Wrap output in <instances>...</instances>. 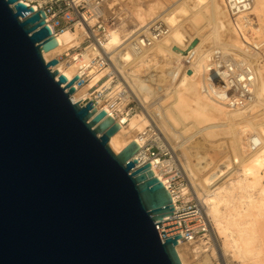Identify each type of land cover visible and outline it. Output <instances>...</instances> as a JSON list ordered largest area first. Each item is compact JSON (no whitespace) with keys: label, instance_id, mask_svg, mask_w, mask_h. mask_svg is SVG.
Instances as JSON below:
<instances>
[{"label":"water","instance_id":"95a60500","mask_svg":"<svg viewBox=\"0 0 264 264\" xmlns=\"http://www.w3.org/2000/svg\"><path fill=\"white\" fill-rule=\"evenodd\" d=\"M57 45L44 11L0 0V264H182L170 193L136 143L113 152L117 121L72 102L78 76L43 58Z\"/></svg>","mask_w":264,"mask_h":264},{"label":"bare ground","instance_id":"6f19581e","mask_svg":"<svg viewBox=\"0 0 264 264\" xmlns=\"http://www.w3.org/2000/svg\"><path fill=\"white\" fill-rule=\"evenodd\" d=\"M251 1L253 5L252 14L255 19V26L249 28L248 30L242 31L243 36L241 37V35H239L235 31L233 24H231L230 20L228 19L222 7L221 0H177L174 8L166 14L165 12L169 8L164 9V11L160 13L163 10V5L159 0H109L107 2L106 7H109L114 11V8H116V10L119 8L118 10L120 11L122 7H128L130 9V15L134 17L136 24L140 26L137 31L140 32L138 34L136 33L137 35H135L134 38L141 35L149 34L150 30H152V28L154 27L156 20L163 21V23L168 27L170 32L166 37L157 42L152 49L145 50L141 53H136L132 52V50L129 51L127 49V46L129 44L124 47L125 50L120 49V46H122L123 39H127L128 35H130L131 33H126V31L122 30L121 28H118L114 31L109 32L107 40L103 43V48L108 53V55L111 56V59L114 61L115 67L123 75V78L125 79L127 85L125 86L123 85L124 83L122 84L119 81L115 82L108 80L106 84L109 85V90L106 94V98L114 97L120 91H126L130 93V91L132 90L140 99L145 102L147 100V97L149 96L146 97V93H144L146 86L144 83L146 82L144 80H141V77L139 76V73H141V69L143 70L144 67H148L151 63L154 67V63H156L157 60L159 61V59L161 58L162 61H168V63L171 64L174 59L170 61L169 55L172 54L176 57H174L175 62L176 60H178L177 58L180 57V61L178 60V63L176 64L174 70V72H176L174 74V79L176 80V83H174L176 87L173 86L174 90L171 95L173 97L171 103L172 106L169 108L173 120L182 122L184 119L186 120L188 115L195 112L197 113V116L200 115L204 119L214 122V126L217 123L222 124L224 128L231 126V128L233 127V129H238V131L237 129H235L237 131L238 135H236L238 136V138L235 137V135V138L232 136L231 139L234 138V140L232 141L236 143V146L238 145L237 147H239V145L240 147L237 148L236 146H233L234 151H232L231 146L234 143L232 145L230 144L228 151L224 150L225 152L221 154L227 159L225 161L227 165H224V163L221 166V170L227 168L229 165L231 166V164L233 165V163L236 162L235 164H237V168L235 167L233 170L235 178L233 176V179L229 180H224L226 177L219 179L220 176L225 174L224 172H222L218 175L216 179L208 183L204 178L199 179L196 172H194V170L189 166L187 167H189L188 170H191V172L188 171L189 173H187L189 174L188 176L191 177V181L193 180L192 183L195 187L197 197L200 198L199 200H201L202 205L204 204V207L206 209L205 214L207 213V218L212 217L215 222V226H213V224H211L210 222L211 218H208L209 234L207 235V237L209 242H212V255L220 256L219 260H221L222 262L223 259L220 258H225V252L223 251L218 242L217 234H220V236L224 234H229L231 236V246L233 248H237L241 251L242 255L248 257L246 261L247 264H264V222H262V219L264 217V143H262V141L264 140H261V138H263L262 135L264 134V132L261 131L263 129H258L257 126H259V123L257 126L255 124V126L257 127L255 130L258 129L259 131H256V134L254 135L252 134L253 136H250V138H246V144L248 146H246L247 149L244 150L243 146H241L242 144L244 145V139L242 138L244 136L242 135H245V133H247L249 130H252L250 126L248 127L249 124L246 121V118L249 116L246 115L248 113L246 111H242L241 109L243 108L244 110V108L247 107L250 101H252L251 99L253 98L256 90L259 94L257 95L260 98V107L264 109V0ZM124 10L128 9L125 8ZM180 15L181 17L183 16V22L175 23V26L172 28V25H174L173 23L178 17H180ZM185 24L187 25V29L185 28ZM144 28H146L145 31L143 30ZM188 29H190V32L192 31V33H188ZM74 30L65 31L55 37L58 45L53 50L43 53V58L46 62L56 58L57 55L63 52H67L70 49L79 47L81 45L82 29L80 27H76ZM179 33L187 34L190 40L194 38V36H196L199 39L198 46L196 45L195 49H193L192 52L191 50L186 51L187 48H183L181 46L183 41H179L182 42L181 44L175 43L178 40L176 36ZM133 34H135V32ZM169 39H171L170 43H167V40ZM223 40L226 41L222 42ZM244 40L259 48V52L253 51L252 54L249 53V51L252 50L246 47ZM187 41L186 43L189 45V42ZM224 43L230 44L228 45V49L230 50V52H237L234 53L236 56L233 55L234 59L236 60V70L234 69L236 77H231V75H227V73L224 72L221 73L223 74L222 79L219 77L218 79H216L213 77L215 75H213V71L210 65L212 54L216 51V48L213 47H215V45H223ZM178 44H180L179 47L177 46ZM206 44H209V46L207 45L208 48L203 49ZM176 46V51H178V49L180 48L182 51L181 53L176 51L174 52ZM247 51L248 54H246ZM225 52L222 53L225 55ZM180 54L181 56H179ZM172 57L173 56H171V58ZM260 58L263 59L259 61ZM76 60H78V58L76 57V55H73V59H69L68 63H57L52 68V70H57L60 74H63L67 78L68 82H71L74 79V76L78 74ZM156 66H158V64ZM162 68L163 67L161 66V70ZM246 70L251 71V74L253 75L252 78L249 79L247 75L242 76L243 71ZM106 72V70L99 73L91 72L90 80L87 82V84L81 88H78L75 93L71 96L73 102L80 101V104H86L89 100H91L92 94H90L89 90L92 89V87L96 85L103 76H105ZM157 75H159V73L156 71V76ZM197 77L199 79H197ZM147 83L149 84V82ZM243 89H246L250 93V96L248 94L244 96L242 94L244 93ZM254 102L255 101H253L252 106L253 104L255 106L256 102ZM259 104H256V106ZM99 107L103 110H108L110 115L113 116V114L109 111L106 103H101ZM184 108H188L190 112L188 113L184 111ZM150 113L153 114L152 110L150 111ZM258 113H260V111ZM262 113L261 115H263ZM254 115L257 117L256 114H253V118L255 117ZM145 116L143 117V115L138 114L134 116L123 114L118 117L117 122L120 124V129L114 136L111 137L109 141V146H111L113 151L119 153L129 143L134 142L139 147L137 153L135 154V157L140 158L141 163L149 161L145 150V144L147 141L145 131L146 126H148L149 124V121ZM258 116H260V114ZM250 118L252 119V117ZM168 123L170 122H167V124ZM162 127L165 130L167 129L164 126ZM158 129L159 128L157 127V130ZM225 129L227 131V129L229 128ZM208 130L210 129H205V131ZM235 130H233L234 133L236 132ZM233 131L232 134L234 135ZM228 134L230 133L228 132ZM208 135H210V133ZM215 135L216 134H214V136ZM179 136L180 135H178V137ZM207 138L209 139V137ZM163 142H165L164 139ZM167 142L169 143L168 140ZM167 142H165L164 144L166 145V148L169 149L168 145L170 144L167 145ZM238 142L240 144H238ZM219 143L221 144L222 142L220 141ZM178 144L180 143L178 142ZM217 152L215 154L216 156H219V151L217 150ZM200 154L202 155V152ZM204 155L206 156V154ZM189 156L190 154L188 155V157ZM203 158L204 157H202V159ZM157 164V162L152 164L151 169L154 172V175L160 178V180H162L163 182V178H161L158 172ZM196 168L198 169L199 167ZM200 169L201 168H199V170ZM198 187H200L199 190L202 188L203 193L198 191ZM213 190L217 191V193L219 194L222 211L223 209H225L224 211H227L228 208L232 207V213L233 211L235 212V210L237 213V211H240V209L237 210V208H240L238 207V205L240 206L241 204H247L250 208L249 210V208L247 207V211H250L248 212L250 213L248 214V217H251V220L249 221V218L245 219L240 213H237L236 215H234L235 217H233L234 222L227 224L223 217L213 213L211 209H209V207L207 208V205H209V203L213 200V197L209 194ZM227 195L229 197L228 199L225 197ZM241 211H243V209H241ZM247 220L249 222H247ZM237 228L241 229V231L239 230V232H243L241 233L242 235H237L239 236L238 239L235 237V231L237 230ZM239 232L238 234H240ZM202 242L203 244L205 243L204 241ZM204 248L196 244H179L176 247V251L182 264H193L195 263L196 258L199 256V254L201 253V251H203ZM211 252L212 251H210V253ZM206 257L207 258L204 262H202V264H213V262L209 259V256Z\"/></svg>","mask_w":264,"mask_h":264},{"label":"built area","instance_id":"2783aa9c","mask_svg":"<svg viewBox=\"0 0 264 264\" xmlns=\"http://www.w3.org/2000/svg\"><path fill=\"white\" fill-rule=\"evenodd\" d=\"M108 1L109 0H22L27 7H33L35 12L44 11L45 24L49 27L54 37L68 30L73 31L76 27L82 29V44H84L85 47L80 53L75 54L78 58V60H76L78 70L76 76H78V80L73 84V87L77 90L86 85L90 80L91 72L99 73L106 70L105 76L96 84L98 89L91 92L92 99L90 101L94 104L95 108L99 107L103 102L106 103L113 116L110 115L108 110H105L106 113L117 121L118 117L123 114L129 115L136 112L137 106L135 107V105H133L135 103L130 100L126 92H119L114 97L106 98V94L109 90V85H107L106 82L108 80L118 81L113 70V67H115L114 61L103 48V43L107 40L111 27L114 25L111 20L112 17L105 11ZM221 2L228 19L241 37L243 36L242 31L255 26L251 0H221ZM169 32L168 27L163 22H155L149 34L141 35L130 40L127 49L136 53L152 49L156 43L166 37ZM244 41L248 49L252 51L260 50L255 45L250 44L246 40ZM76 49L77 48H72L67 52H63L54 59L57 60V63H68L69 59H73V52H75ZM210 63L213 75H215L213 76L214 78L218 79L219 77L222 79L223 74L221 73L224 72H226L227 75H231V77H236L234 72V69L236 70V60L225 56L220 49H216L212 54ZM246 75L249 79L253 76L250 70L243 71L242 76ZM76 76H74V78ZM243 90L244 93L242 94L244 96L247 94L250 96V93L246 89ZM97 110L102 111L103 109L99 108ZM146 132L147 141L145 150L149 161L141 163L140 158H135L139 161L141 166L148 162L151 166L156 162L158 163V172L161 178H163V182L160 178L156 177L170 193L174 207L172 216L166 217L163 222L177 220L181 236L185 240L178 243V245H199L201 240L208 239L207 235L209 234V221L204 208L201 203L193 197L175 157L169 153V149H166L163 144H160L161 140L159 134L153 129H148ZM183 189H185V193H182ZM207 245H209V243Z\"/></svg>","mask_w":264,"mask_h":264},{"label":"rangeland","instance_id":"374dc122","mask_svg":"<svg viewBox=\"0 0 264 264\" xmlns=\"http://www.w3.org/2000/svg\"><path fill=\"white\" fill-rule=\"evenodd\" d=\"M160 2H161V4L163 5V10L160 12V13H162L163 11H164V9H166V8H169L166 12H165V14L166 13H168L169 11H171L173 8H174V6L176 5L175 3H176V1L177 0H159ZM173 5V6H172ZM172 6V7H171ZM128 9L129 10V14H128V10H124V9ZM115 9V11L117 12H115L113 9H110L109 7H106V9H105V11L107 12V14L108 15H110L111 17H112V22L114 23V25L111 27V30L110 31H114V30H116V29H118V28H121L122 30H124V31H126V33H131L130 35H128V37H127V39L126 38H124L123 39V42H122V46H120V49H124L125 50V48L124 47H126L128 44H129V42H130V40H132V38H134V36L135 35H137L139 32H137L138 31V28L140 27L139 25H137L136 24V21H135V19H134V17L132 16V15H130L131 14V11H130V9L128 8V7H122L121 8V11L120 10H116V8H114ZM120 11V12H119ZM127 12V13H126ZM123 15V17H122V15ZM124 13H126V14H124ZM160 15V14H159ZM158 15V16H159ZM126 16V17H125ZM157 16V17H158ZM175 18H177V17H175ZM183 16L181 17V15H180V17H178L176 20H175V22L173 23L174 25H172V28L175 26V23H182L183 21ZM156 21H158V20H156ZM155 21V22H156ZM161 22H163V21H161ZM169 22H170V20H169ZM186 24H187V22H186ZM185 24V28L187 27V25ZM146 28H147V26H146ZM146 28H144L143 30L145 31L146 30ZM187 29V28H186ZM143 30H141V31H143ZM173 30V29H172ZM75 31V30H74ZM135 32V34H133ZM137 33V34H136ZM188 33H192V31L190 32V29H188ZM178 36V37H177ZM176 36V38H178V40H177V42H175L176 44L177 43H182V42H179V41H183V43L181 44V46L184 48H187L186 49V51L187 50H191V52L193 51V49H195V47L194 48H192V49H188L189 48V46H190V44L194 41V40H197V46H198V44H199V39L196 37V36H194V38H192L191 40L188 38V35L187 34H181V33H179L178 35ZM187 36V37H186ZM185 37V38H184ZM196 37V38H195ZM183 38H184V40H183ZM82 40H83V38H82ZM170 40L171 39H169V40H167L168 42L167 43H170ZM187 40H189V41H187V42H189V45L186 43V41ZM226 40H223L222 42H225ZM126 42V43H125ZM227 43H229V42H227ZM227 43H224L223 45L221 44V45H215V47H213V48H216V49H220L223 53L225 52V51H228V52H225V56H227V57H231L232 59H234V56L233 55H235L234 53H237V52H230V50L228 49V45H230V44H227ZM180 44H178L177 46L179 47L180 46ZM184 44H187V45H184ZM209 46V44H206L205 46H204V48L203 49H206V48H208V46ZM177 46H176V48H175V50H174V52L176 51V49H177ZM217 46H219V47H217ZM85 47V45L84 44H82L81 43V45L79 46V47H75V48H77L76 50H75V52H73V55H75L76 53H80L81 51H82V49ZM123 47V48H122ZM127 48H128V46H127ZM184 50V49H183ZM225 50V51H224ZM185 51V50H184ZM110 52V51H109ZM176 52H182L181 51V49L179 48L178 49V51H176ZM255 52H259V50L258 51H255ZM254 52V53H255ZM249 53H253V51H249ZM115 54H116V52H115ZM115 54H114V57H115ZM246 54H248V51H247V53ZM170 57V61H172V59H174L175 60V56L174 55H169ZM171 56H173L172 58H171ZM179 56H181V54L179 55ZM236 56V55H235ZM249 56V55H248ZM175 57V58H174ZM178 57V56H177ZM179 61H180V57H178L177 58ZM261 59H263V58H260L259 59V61L261 60ZM173 60V62H171V64H169L168 63V61H162V58L161 59H159V61L157 60L156 61V63H154V67H153V64L151 63V64H149V66L148 67H144L143 68V70L141 69V73H139L140 75V77H141V80H144L146 83H144L146 86H145V90H144V93H146L145 95H146V97L147 96H149V97H147V100H148V102H147V100L144 102L142 99H140L132 90L130 91V93L129 92H126V91H122V92H126V93H128V95H129V97H130V100L131 101H133L135 104H133V105H135V107L137 106V110H136V112H134V113H132V114H129L130 116H134V115H143V117L145 116L147 119H148V121H149V124H148V126H146V130H148V129H153L155 132H157L158 134H159V136H160V144H163L164 145V147L166 148V145L164 144L165 142H167V140L169 141V143L167 142V145L168 144H170V145H168V148H169V153L172 155V156H174L175 157V159H176V162H177V164H178V166L180 167V169H181V171L183 172V176L185 177V180H186V183H187V186H188V188L190 189V191H191V193H192V195H193V197L196 199V200H198L199 202H201V200H199L200 198H198L197 197V195H196V190H195V187L193 186V183H192V181H191V177L190 176H188L189 174V172L188 171H190L191 172V170H188L189 169V167L190 168H192L193 170H194V172H196V174L198 175V178L199 179H205L206 180V182H208V183H210V182H212L214 179H216L217 177H218V175L219 174H221L222 172H224L225 174L224 175H222V176H220L219 177V179L220 178H225L224 180H229V179H233V176H234V178H235V174H233L234 172H233V170H234V168L236 167L237 168V164H235V163H233V165L231 164V166L229 165L227 168H225V169H223V170H221V166L225 163V161L227 160L225 157H223V155H221L223 152H225V151H228V149H229V147H230V144L232 145L233 143V145L231 146L232 147V151H234V147L236 146V143L234 142V141H232V140H234V138L235 137H237L238 138V134H237V131H238V129L237 128H234L233 129V127L231 128V126H229V127H225V128H229V129H227V131H226V129L224 128V126L222 125V124H215V126L213 125V123L214 122H212V121H209V120H206V119H204L202 116H197V113H195V112H193V113H191L190 115H188L187 116V118H186V120L184 119L182 122L181 121H174L173 120V118H172V115L170 114V111H169V108L172 106L171 105V103H172V99H173V97L171 96L172 95V92H173V90H174V87L173 86H175L176 87V85H175V73L176 72H174V70H175V67H176V64L178 63V60H176V62ZM235 60V59H234ZM158 62V63H157ZM175 62V63H174ZM162 63V64H161ZM158 64V66H156ZM168 64V65H167ZM163 67L162 68V70H161V66ZM149 68V69H148ZM153 68V69H152ZM160 68V69H159ZM168 68V69H167ZM155 69H157V70H155ZM159 69V70H158ZM113 70H114V73H115V75L117 76V78H118V81L119 82H121L123 85H125V86H127L126 85V82H125V79L123 78V75L120 73V71L116 68V67H113ZM146 70V71H145ZM148 70V71H147ZM153 70V71H152ZM156 71L159 73V75H157L156 76ZM154 74V75H153ZM148 75V76H147ZM155 76V77H154ZM144 77V78H143ZM153 77V78H152ZM146 78V79H145ZM196 78V77H195ZM197 79H199L198 77H197ZM154 80V81H153ZM174 80V81H173ZM151 81V82H150ZM153 81V82H152ZM200 81V80H199ZM198 81V82H199ZM147 82H149V84L147 83ZM164 82V83H163ZM170 84H169V83ZM175 82V83H174ZM159 83V84H158ZM167 83H168V86H167ZM115 84H118V83H115ZM153 87H154V89H153ZM96 89H98V87L96 86V85H94L93 87H92V89H90L89 90V92H90V94H92L91 92L92 91H95ZM121 92V91H120ZM150 92V93H149ZM153 92V93H152ZM164 93V94H163ZM150 94H152V95H150ZM166 94H168V95H166ZM258 92H257V90H256V92H255V94H254V96H253V98L251 99L252 101H250V105L248 104L247 105V107H245L244 108V110H243V108L241 109L242 111H246L248 114H246V115H249L250 117H252V119L248 116L247 118H246V121H247V123L249 124L248 125V127L250 126L251 127V129L252 130H249L247 133H245V135H242V136H244V137H242L244 140H243V143H244V145L242 144L241 146H243V149L244 150H246L247 149V144H246V138H250V136H253L254 134H256V131H259V130H261V129H263V130H261L262 132H264V113H262V112H264V109L262 108V107H260V104H259V102H260V98L258 97ZM255 95H256V97H255ZM138 97V98H137ZM166 97V98H165ZM254 98H256V99H254ZM258 98V99H257ZM153 99V100H152ZM155 101V102H154ZM253 101H255L254 103H255V106H256V104H259V105H257L256 106V109H255V106H254V104H253V106H254V109H253V106H252V103H253ZM147 102V103H146ZM156 105V106H155ZM249 107H251V108H249ZM259 107V108H258ZM259 109V110H258ZM147 110V111H146ZM152 110V113L153 114H151L150 113V111ZM182 110H183V108H182ZM247 110H249V111H247ZM254 110V111H253ZM148 111H149V113H148ZM184 111H186V112H190V110L188 109V108H184ZM260 111V113H258ZM157 112V113H156ZM251 112V113H250ZM143 113V114H142ZM257 113H258V115L260 114V116H258L257 115ZM261 113L263 114V115H261ZM148 114H150V115H148ZM253 114H256L257 115V117L255 116L254 118H253ZM151 116V117H150ZM158 116V117H157ZM167 118H166V117ZM154 117V118H153ZM156 117V118H155ZM151 119V120H150ZM154 119V120H153ZM250 119H251V121L253 122H251L250 121ZM250 122H249V121ZM165 121V122H164ZM156 122V123H155ZM167 122H170V123H168L167 124ZM173 122V123H172ZM179 122V123H178ZM261 122V123H260ZM263 122V123H262ZM258 123H259V126H257L258 125ZM255 124H256V126L258 127V129L257 130H255L257 127L255 126ZM157 125V126H156ZM174 125V126H173ZM217 125V126H216ZM162 126H164L165 128H167L166 130L165 129H163V127ZM169 128H168V127ZM157 127L161 130H157ZM162 127V128H161ZM175 127V128H174ZM163 129V130H162ZM205 129L207 130V129H210V130H208V131H205ZM231 129V130H230ZM235 130V129H237V131L234 133V131L233 130ZM171 132H170V131ZM184 130V131H183ZM212 130V131H211ZM215 132H214V131ZM229 130V131H228ZM183 131V132H182ZM190 131V132H189ZM210 131V132H209ZM232 131H233V133H234V135L232 134ZM181 132V133H180ZM210 133V135H208L209 133ZM227 134H226V133ZM228 132L230 133V134H228ZM145 133H146V137H147V132L145 131ZM174 133V134H173ZM177 135H176V134ZM213 135H212V134ZM214 134H216L217 135V137H216V135L214 136ZM232 134V135H231ZM237 134V135H236ZM253 134V135H252ZM178 135H180L179 137H178ZM207 135V136H206ZM224 135H226V136H224ZM230 135V136H229ZM236 135V136H235ZM177 136V137H176ZM232 136L234 137L233 139H231L232 138ZM263 136V138H261V140H264V134L262 135ZM261 136V137H262ZM175 137V138H174ZM181 137V138H180ZM207 137H209V139L207 138ZM211 137V138H210ZM216 139H215V138ZM213 138V139H212ZM236 138V139H237ZM163 139L165 140V142H163ZM181 139V140H180ZM185 139V140H184ZM215 139V140H214ZM184 140V141H183ZM214 140V141H213ZM226 140V141H225ZM222 142L221 144L219 143V142ZM232 142V143H230V142ZM236 141V140H235ZM177 142V143H176ZM178 142L180 143V144H178ZM201 142V143H200ZM195 143V144H194ZM216 143H217V145H216ZM262 143H264V141H262ZM110 144V143H109ZM173 144V145H172ZM177 146H176V145ZM183 144V145H182ZM228 144V145H227ZM238 144H240L239 142H238ZM246 144V145H245ZM181 145V146H180ZM234 146V147H233ZM238 146V145H237ZM236 146V147H237ZM247 146V147H246ZM111 147V146H110ZM171 147V148H170ZM239 147H240V145H239ZM239 147H237V148H239ZM175 148V149H174ZM218 148V149H217ZM112 149V148H111ZM167 149V148H166ZM184 150V151H183ZM186 150H188V151H186ZM203 150V151H202ZM217 150L219 151V154L221 155H217L216 156V152H217ZM225 150V151H224ZM239 150V149H238ZM115 154H117L115 151H113ZM197 152V153H196ZM202 152V155L200 154ZM221 152V153H220ZM237 152V151H236ZM236 152H233V153H236ZM190 154V156L188 157V155ZM198 154V155H197ZM204 154H206V156L204 155ZM217 154H218V152H217ZM195 155V156H194ZM204 155V156H203ZM199 158H198V157ZM216 156V157H215ZM202 157H204L203 159H202ZM209 157V158H208ZM197 158H198V160H197ZM207 158V159H206ZM211 158V159H210ZM201 159H202V161H201ZM220 159V160H219ZM223 159V160H222ZM195 161H197V162H195ZM198 163H200V164H198ZM224 165H227V163H225ZM186 166V167H185ZM187 166H189V167H187ZM200 166H203V167H200ZM196 167H199V168H201L200 170H199V168L197 169ZM230 167V168H229ZM187 170V171H186ZM188 172V173H187ZM191 182V183H190ZM263 182H264V178H263ZM199 188L200 187H198V191H200L201 193H203V190H202V188L199 190ZM194 192V193H193ZM182 193H185V189H183L182 190ZM212 197H213V200L209 203V205H207V208L209 207V209H211V211L213 212V213H215V214H217V215H219V216H221V217H223V219L226 221V223L227 224H230V223H233L234 222V218L233 217H235L234 215H236L237 213H240L245 219H248L249 218V221L251 220V217H248V214H250V213H248V212H250V211H247L248 209H247V207L249 208V206L247 205H238V207H240V208H237V210H239L240 209V211H237V213H236V210H235V212L233 211V213H232V210H233V208L232 207H230V208H228L227 209V211H224L225 209H223V211H222V208H221V204H220V198H219V194L217 193V191H211L210 193H209ZM227 199L229 198L228 197V195L227 196H225ZM201 205H202V202H201ZM203 207H204V204L202 205ZM242 207V208H241ZM241 209H243V211H241ZM204 210H205V212H206V209H205V207H204ZM249 210H250V208H249ZM227 213V214H226ZM245 213V214H244ZM207 214V213H206ZM229 215V216H228ZM249 216H251V215H249ZM209 218V217H208ZM211 218V220H210V222H211V224H213V226H215V222H214V220H213V218L212 217H210ZM209 218V219H210ZM229 220V221H228ZM263 220V221H262ZM261 221L262 222H264V217H263V219H262ZM248 220H247V222H249ZM245 224H246V222H245ZM241 227V226H240ZM238 230V231H237ZM237 234H236V231H235V237L238 239L239 238V236L240 235H242L241 233H243V232H239V230L241 231V229H238L237 228ZM238 232L240 233V234H238ZM237 235H239V236H237ZM217 237H218V242H219V244H220V246H221V248L223 249V251L225 252V258H220V259H223L222 260V262L224 263V264H247V259H248V257L247 256H244V255H242V253H241V251L240 250H238L237 248H233L232 246H231V236L229 235V234H224V235H221L220 236V234H217ZM202 241H206L204 244H203V242ZM209 243V245H207L208 243ZM197 245V244H196ZM198 246H200V247H202V248H204L203 249V251H201V253L199 254V256L196 258V260H195V263H193V264H202V262H204L205 261V259L207 258L206 256H209V259L213 262V264H223L222 262H221V260H219V257L220 256H213L212 255V253H213V247H212V242H209V240L208 239H206V240H201L200 241V244L198 245ZM211 249V250H210ZM205 251V252H204ZM210 251H212L211 253H210ZM203 255H204V257H203ZM212 255V256H211ZM212 257V258H211ZM217 259V260H216ZM218 261V262H217ZM190 264H192V263H190Z\"/></svg>","mask_w":264,"mask_h":264}]
</instances>
